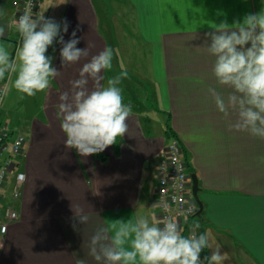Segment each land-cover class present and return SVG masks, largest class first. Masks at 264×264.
<instances>
[{
    "label": "crops",
    "instance_id": "crops-1",
    "mask_svg": "<svg viewBox=\"0 0 264 264\" xmlns=\"http://www.w3.org/2000/svg\"><path fill=\"white\" fill-rule=\"evenodd\" d=\"M21 1L0 0V45L13 59L21 43L13 23ZM262 9L264 0H38L35 15L67 19L66 41L79 27L77 46L86 47L88 56L61 67V46L50 47L47 55L54 56L60 75L44 92L24 95L29 104L19 94L13 98L15 75L8 74L0 121L9 124L10 146L18 134L26 136L18 163L25 180L17 198L16 171L1 189L0 223L10 205L18 217L0 238V264H99L89 254L90 239L110 221L144 216L161 226L158 167L173 138L197 175L202 203L182 235L190 236L199 224L195 234L207 233L213 248L220 246L224 264H264V139L230 128L235 113L225 117L217 110L209 88L225 98L232 89L216 82L215 57L204 36L215 24L242 21ZM106 47L114 55L101 83L127 71L118 87L132 113L123 137L83 157L64 146L59 96L71 91L83 64ZM10 154L9 147L0 165ZM78 208L89 220L75 231ZM211 251L205 248L202 260Z\"/></svg>",
    "mask_w": 264,
    "mask_h": 264
},
{
    "label": "clouds",
    "instance_id": "clouds-1",
    "mask_svg": "<svg viewBox=\"0 0 264 264\" xmlns=\"http://www.w3.org/2000/svg\"><path fill=\"white\" fill-rule=\"evenodd\" d=\"M13 23L21 43L15 59L0 45V80L14 74L19 93L31 97L44 92L60 75L53 65L54 56L47 55L50 47L55 51V45L61 46V67L88 56L86 47L77 46L79 27L67 41L64 39L70 26L66 18L57 21L45 13L33 15L26 10ZM211 28L204 36L208 52L215 57L212 74L219 85L232 92L225 98L209 88V94L225 117L235 113L236 121L230 128L264 139V9L246 14L242 21H224ZM4 35L5 27L0 26V37ZM113 55V49L106 47L92 56L83 64L79 78L71 82V91L59 96L64 146L83 157L103 152L128 131L132 108L124 103L118 87L127 71L108 79L106 86L101 83L103 71L112 68ZM260 163L264 164V158ZM73 212L72 227L79 231L78 224H86L89 216L79 208ZM160 223L162 227L144 216L135 221L112 220L91 237L89 254L99 264H224L227 254L220 246L213 248L207 233L195 234L199 224L193 226L190 236H184L175 218L166 217ZM205 248L212 251L202 260Z\"/></svg>",
    "mask_w": 264,
    "mask_h": 264
},
{
    "label": "built area",
    "instance_id": "built-area-1",
    "mask_svg": "<svg viewBox=\"0 0 264 264\" xmlns=\"http://www.w3.org/2000/svg\"><path fill=\"white\" fill-rule=\"evenodd\" d=\"M37 6L38 0H22L18 8L17 19L26 10L31 11L35 15ZM7 78L8 74L5 80L0 83V112L7 92ZM10 135L11 129L9 124L0 121V158L4 156V153L9 147L11 150V154L0 165V198L1 189L5 186L12 171L17 172V184L13 191L14 197L17 198L20 196V186L25 180V173L18 171V163L24 153L26 136L21 133L18 134L10 146ZM158 171L155 201L159 221L161 222L166 217L175 218L182 229L190 218L199 213L200 209L199 203L193 193L192 173L188 170L183 147L177 138H173L167 144L159 163ZM189 209H191V212H189ZM17 217L18 212L13 206L10 205L5 208L4 219L0 223V238L7 232L9 221Z\"/></svg>",
    "mask_w": 264,
    "mask_h": 264
},
{
    "label": "water",
    "instance_id": "water-1",
    "mask_svg": "<svg viewBox=\"0 0 264 264\" xmlns=\"http://www.w3.org/2000/svg\"><path fill=\"white\" fill-rule=\"evenodd\" d=\"M191 176H192V182H193V193H194V195L196 197V200L199 203V209L201 211L202 203H201V201L199 199V196H198V189H199L198 178H197V175L195 173H192Z\"/></svg>",
    "mask_w": 264,
    "mask_h": 264
},
{
    "label": "rangeland",
    "instance_id": "rangeland-1",
    "mask_svg": "<svg viewBox=\"0 0 264 264\" xmlns=\"http://www.w3.org/2000/svg\"><path fill=\"white\" fill-rule=\"evenodd\" d=\"M11 86H13V83L11 84ZM13 92L15 93V94L13 93V98L17 97L16 95L19 94V97H20V99H22L23 103H24V101H25V103H28V104L31 102L30 100L27 101L26 99H24L26 96H24V94H22V93L17 92L16 89H14Z\"/></svg>",
    "mask_w": 264,
    "mask_h": 264
}]
</instances>
